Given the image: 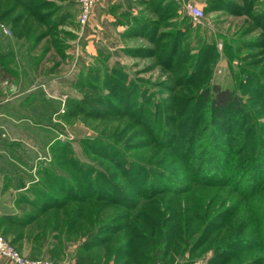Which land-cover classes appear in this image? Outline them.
<instances>
[{
    "label": "rangeland",
    "instance_id": "374dc122",
    "mask_svg": "<svg viewBox=\"0 0 264 264\" xmlns=\"http://www.w3.org/2000/svg\"><path fill=\"white\" fill-rule=\"evenodd\" d=\"M24 1L0 0V55L10 73L0 77V141L8 150L1 160L26 166L9 176L52 187L47 173L63 169V201L73 189L99 191L39 217L23 236L43 231L44 245L60 251L56 264L70 262L79 239L100 241L113 228L119 232L100 250L112 258L103 264H264V27L255 9L240 12L247 2L233 0L234 11L202 7L198 21L175 0H100L83 25L80 0H30L37 12ZM214 83L235 91L240 104L210 123L201 94ZM196 114L200 131L191 124ZM192 134L196 144L179 154L178 141ZM207 143L223 170L229 162L221 185L205 183L219 179L211 169L194 185ZM106 183L132 201H105ZM139 185L178 193L146 199ZM53 230L63 232L69 252L62 255ZM129 234L143 249L127 256L118 248ZM161 238L164 252L147 259L143 252ZM36 254L25 256L52 260Z\"/></svg>",
    "mask_w": 264,
    "mask_h": 264
},
{
    "label": "trees",
    "instance_id": "16d2710c",
    "mask_svg": "<svg viewBox=\"0 0 264 264\" xmlns=\"http://www.w3.org/2000/svg\"><path fill=\"white\" fill-rule=\"evenodd\" d=\"M29 1V3H27ZM177 3H179L178 0H175ZM231 1L233 0H210V4L208 7H212L214 10L217 9H227V10H235L237 8V6H234V8L232 6H230V4L232 3ZM247 2L245 3L243 6H241L242 8L239 9L238 7V11L240 12H245L249 13L250 11H253L252 17L254 15L257 14L258 18H257V25H261L264 27V15L261 12H257V8L256 5H260L258 4V2L260 0H241L240 2ZM234 2V1H233ZM263 2L264 5V0L260 1ZM24 4H28V8L30 7V10L37 12V8H33L31 6V4L33 5V2L30 0H25ZM224 5H227V7H224ZM25 6V5H24ZM32 7V8H31ZM9 11V10H8ZM256 16V17H257ZM22 17L19 16L17 19H20ZM251 17V18H252ZM253 19V18H252ZM178 33H180V30H178ZM178 46H179V42H178ZM7 54L2 53L0 56V77L2 78H8L10 73L7 71V67L6 64L4 62H2L3 57H5ZM2 75V76H1ZM1 91V90H0ZM0 96L1 93H0ZM201 100L203 101L204 104L209 103V107H210V123L214 122V120L216 118H226V116H224V111L227 110L229 107H232L234 105L240 104V97L238 96V94L233 91L230 88H224L222 87L220 84L214 83L211 88H206L204 90V92L201 94ZM196 116L192 119L191 124L194 125V130L195 131H200L202 127V124L200 122V120ZM214 124V123H213ZM205 125V124H204ZM207 125V124H206ZM205 127V126H204ZM159 133V132H158ZM181 134V128H179L178 132H177V137H179V135ZM160 135V134H159ZM257 136H255V138L258 137V134H256ZM162 139V141L166 142L168 141V137L164 136L161 137L160 140ZM207 139V138H206ZM210 138H208L209 140ZM175 140V139H174ZM180 140H182V137L180 138ZM180 140L178 141V145L175 147L176 149H178V153L182 154L183 152H187L191 146V148L196 144L195 137L194 134L190 135L189 137L185 138V143L184 145H182V142H180ZM180 142V143H179ZM191 144V145H190ZM174 144L171 145V148H174ZM53 147V146H51ZM65 149V153L68 152V146H64ZM169 147V146H168ZM210 149V145L205 144L203 146V148L201 149V151L199 153H197V158L195 159V169L192 172V176H194V174H196L195 179L197 180L199 176L202 177V174L205 175L206 177H208V174L206 172V169H211V172L214 174V176L216 178H219L218 180H212V181H206V184H217V185H221L224 183V179L226 177L225 171L227 170L228 174H231L232 172H230V166H228L229 162L226 163V166L223 170V164L225 163L224 159L220 156L215 155L212 151L209 150ZM197 151H195L196 154ZM190 153V152H189ZM241 152H237L236 156L239 157V154ZM190 154H186L185 155V159H187V157ZM233 153L230 154L231 157H233ZM122 160V159H121ZM242 160V159H241ZM119 161V159H118ZM119 165L121 166V162L119 163ZM213 168V169H212ZM128 170V171H127ZM233 170V168H232ZM130 173L131 169H126L125 172ZM48 172V171H47ZM59 172L61 173V175H57L55 176L53 174V172H48V178L50 179V181L54 184L57 185V187H52L49 186L48 184H46L43 180L40 181L39 183H37L36 185H34L32 187V189L29 190V192H32L34 188H36L41 196L36 198V199H26L25 200V205L28 206V209L30 211H28L29 215L26 217V222H31L34 221L36 219H38L39 217L43 216V215H47L50 212L53 211H60L62 209H65V207L68 205L67 203H69L70 200L73 201H78L81 203H85L87 202V198H90L94 195L95 192H98L99 190H96L94 188H90L91 190H89V192H82V191H77L76 189L72 190V193H68L66 194V199L63 201L60 197H59V190H63L62 188L67 189V185H68V178H67V174L65 173V171H63V169H59ZM148 172V171H147ZM149 173V172H148ZM159 173V172H158ZM147 173L144 172V174L142 176H146ZM150 174V173H149ZM106 178H111V176L109 174H104ZM141 178V177H140ZM200 180V179H199ZM107 181V180H106ZM204 182V181H203ZM108 184L107 187H112L111 190H103L104 193H102L104 196H102V198L105 201L108 202H112V203H124L126 205V203H129L132 201V197L129 196L128 194H125V192L119 190H116L110 183H106ZM194 185H200V181L197 180V182L194 183ZM140 187H138L140 190H142L143 193V198L149 199L154 195H162L165 193H171V194H177L178 192H176V190H174L173 188H168V189H163L160 188V186H154L155 188H142V185H139ZM125 195V196H122ZM123 199V200H122ZM129 205V204H128ZM126 207V206H125ZM185 216V215H184ZM205 217V216H204ZM74 220L72 221L73 223L75 222V216H73ZM72 219V218H71ZM12 224L14 225H18L16 227H22L23 225L20 224L22 222L18 221V220H14V221H10ZM71 222V221H70ZM71 222V223H72ZM188 223V221L186 222ZM21 225V226H20ZM73 228V225L72 227ZM119 232V229L117 228H113L112 230H109V233H111L110 236H106L105 238L101 239L100 237V241L94 239L95 236V232L92 233L89 238L93 241V242H89L87 238L85 239H79L82 240L77 244V247L73 248V253L71 255V259H73V263L72 264H103L104 261L108 262L111 260L112 257H106L105 255L103 256V254H105L103 251H100L101 249H105V246L107 244V242H109L112 237L114 235H116ZM6 234V232H4ZM63 232L58 231V230H53V234L52 237L54 238V241H59L61 242V246L62 248H64V252L62 253L65 254L67 252H69L71 249H68L69 247H67L66 245H68L69 241L67 239H62V236L60 234H62ZM138 236V239H140L141 237H143V241H146L150 236L148 235H143V234H139V233H135ZM130 236L132 234H129ZM135 235V236H136ZM36 238L41 239V238H45V234L43 231H38L35 235ZM133 236V238H132ZM129 238V242L127 244H123L122 248L119 247L118 248V252L121 251L124 255H129V253L134 252V250L132 251V247L135 249L137 246L138 250L143 249L141 244H136L134 245V234ZM157 237V236H156ZM155 237V238H156ZM62 240V241H61ZM44 241V240H43ZM47 242V240H45ZM75 241V240H74ZM13 245L14 243L12 241H10ZM52 242L48 244H46L45 249L43 250L45 252V254L47 256H49L53 262L56 263L57 259H60V251H58L55 247L51 246ZM15 246V245H14ZM16 247V246H15ZM17 248V247H16ZM18 249V248H17ZM129 249V250H128ZM165 250V246H164V239L161 238V243L159 244H154L152 246V251L149 253L146 251H142L143 255L148 259L150 256L154 257L155 255H157L158 253H162ZM113 255V254H112ZM111 255V256H112ZM150 259V258H149ZM159 262V261H158ZM157 261L154 263L156 264ZM125 264H129V263H125Z\"/></svg>",
    "mask_w": 264,
    "mask_h": 264
},
{
    "label": "crops",
    "instance_id": "0c3cea01",
    "mask_svg": "<svg viewBox=\"0 0 264 264\" xmlns=\"http://www.w3.org/2000/svg\"><path fill=\"white\" fill-rule=\"evenodd\" d=\"M201 8L208 7L210 0H194ZM241 1V0H234ZM263 1V0H260ZM257 12H261L264 15L263 2L259 5ZM3 102H0L2 104ZM4 114L0 113V120ZM34 124V123H33ZM35 125V124H34ZM1 133L5 135V127L0 125ZM5 130V131H4ZM7 143L0 141V229L6 232L7 237L14 243V245L21 250L25 255L35 256L37 252H44L46 245L43 239H38L34 235L23 236V230L28 229L31 222H26V217L29 215L28 207L25 205L26 199H36L41 196L36 188L32 192L30 189L42 179L38 177H12L9 176L11 169L20 166L23 169L25 165L17 166L9 161L4 162L1 157L8 152L5 148ZM10 153V152H9ZM32 168V167H31ZM7 186V187H6ZM18 220L22 223V227H16L18 225L12 224L10 221ZM35 221V220H34ZM21 226V225H20ZM41 255V254H40ZM71 258V257H70ZM73 259L68 264H72ZM0 264H13L9 259L0 257Z\"/></svg>",
    "mask_w": 264,
    "mask_h": 264
},
{
    "label": "built area",
    "instance_id": "2783aa9c",
    "mask_svg": "<svg viewBox=\"0 0 264 264\" xmlns=\"http://www.w3.org/2000/svg\"><path fill=\"white\" fill-rule=\"evenodd\" d=\"M100 0H80L81 14L80 23L86 25L91 19L94 6ZM182 8L195 20L204 18L203 9L194 0H178ZM0 257L9 259L13 264H56L49 259L30 258L23 255L8 239L0 234ZM156 264H163L158 262Z\"/></svg>",
    "mask_w": 264,
    "mask_h": 264
}]
</instances>
